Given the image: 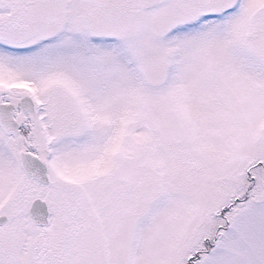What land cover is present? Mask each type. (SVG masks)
I'll list each match as a JSON object with an SVG mask.
<instances>
[{
  "label": "snow or ice",
  "instance_id": "1",
  "mask_svg": "<svg viewBox=\"0 0 264 264\" xmlns=\"http://www.w3.org/2000/svg\"><path fill=\"white\" fill-rule=\"evenodd\" d=\"M0 264H264V0H0Z\"/></svg>",
  "mask_w": 264,
  "mask_h": 264
}]
</instances>
